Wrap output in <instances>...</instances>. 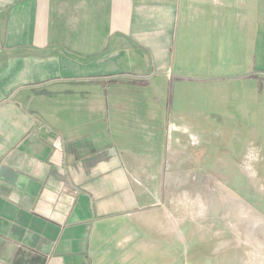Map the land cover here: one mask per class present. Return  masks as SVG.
Masks as SVG:
<instances>
[{"label": "crops", "instance_id": "obj_1", "mask_svg": "<svg viewBox=\"0 0 264 264\" xmlns=\"http://www.w3.org/2000/svg\"><path fill=\"white\" fill-rule=\"evenodd\" d=\"M230 42L263 73L264 0H0V264H173L184 46Z\"/></svg>", "mask_w": 264, "mask_h": 264}, {"label": "rangeland", "instance_id": "obj_2", "mask_svg": "<svg viewBox=\"0 0 264 264\" xmlns=\"http://www.w3.org/2000/svg\"><path fill=\"white\" fill-rule=\"evenodd\" d=\"M184 47L190 56L184 64L197 66V76L187 75L181 82H190L193 89L197 84L200 93L183 97H197L193 106L202 117L174 130L185 137L178 162L187 169L181 177L169 176L164 196L172 214L207 219L203 230L194 229L190 219L179 220L167 249L173 264H264V126H258L259 116L264 117V69L260 74L258 56L251 55L257 63L249 64L235 42ZM174 97L172 103H177ZM161 243L166 247L168 242Z\"/></svg>", "mask_w": 264, "mask_h": 264}]
</instances>
